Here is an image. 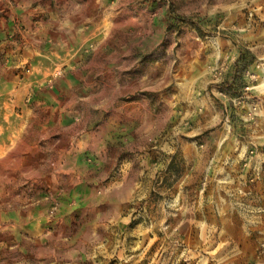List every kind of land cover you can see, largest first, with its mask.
<instances>
[{"label":"rangeland","instance_id":"rangeland-1","mask_svg":"<svg viewBox=\"0 0 264 264\" xmlns=\"http://www.w3.org/2000/svg\"><path fill=\"white\" fill-rule=\"evenodd\" d=\"M263 12L264 0H0V264L114 263L118 221L158 212L147 191L166 168L174 80L202 74L217 36L246 47L245 25L264 57ZM248 52L238 78L254 65L259 79L236 103L251 123L264 58Z\"/></svg>","mask_w":264,"mask_h":264},{"label":"crops","instance_id":"crops-1","mask_svg":"<svg viewBox=\"0 0 264 264\" xmlns=\"http://www.w3.org/2000/svg\"><path fill=\"white\" fill-rule=\"evenodd\" d=\"M256 27L240 28L248 33L246 47L233 36L215 37L199 65L202 74L174 80L165 98L174 132L159 142L166 168L157 190L149 181L147 191L159 195L152 204L158 212L150 211L148 223L136 209L118 221L126 233L116 241L123 249L112 254V264H161L166 257L176 264H264V155L250 147L262 140L264 111L249 123L250 106L236 103L248 78L259 79L254 65L242 81L237 71L244 49L254 64L264 58Z\"/></svg>","mask_w":264,"mask_h":264},{"label":"built area","instance_id":"built-area-1","mask_svg":"<svg viewBox=\"0 0 264 264\" xmlns=\"http://www.w3.org/2000/svg\"><path fill=\"white\" fill-rule=\"evenodd\" d=\"M253 89H254L253 86L246 85L245 88H244V93L248 95ZM243 98L244 97H241V98L238 99L239 103L241 102V100H243Z\"/></svg>","mask_w":264,"mask_h":264}]
</instances>
